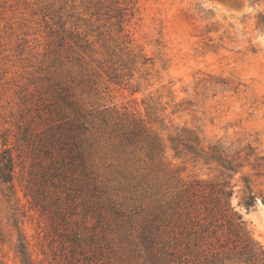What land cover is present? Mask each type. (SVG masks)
<instances>
[{
    "label": "rangeland",
    "instance_id": "rangeland-1",
    "mask_svg": "<svg viewBox=\"0 0 264 264\" xmlns=\"http://www.w3.org/2000/svg\"><path fill=\"white\" fill-rule=\"evenodd\" d=\"M260 15L264 0H0V264H242L245 236L264 250ZM68 120L84 173L46 154ZM182 129L243 166L176 152Z\"/></svg>",
    "mask_w": 264,
    "mask_h": 264
},
{
    "label": "trees",
    "instance_id": "trees-1",
    "mask_svg": "<svg viewBox=\"0 0 264 264\" xmlns=\"http://www.w3.org/2000/svg\"><path fill=\"white\" fill-rule=\"evenodd\" d=\"M257 25L264 26V16H259ZM82 129H84L82 123L78 124L68 120V122L66 121L59 126L60 132L57 135L52 134L51 145L46 154L54 156L52 165L55 167V172L67 175L68 170L73 167H80L81 172H85L84 158L81 150L82 141L79 138V132ZM170 142L171 147L178 153L184 151L195 159H202L205 163H216L222 169V173L226 177L229 176V178L236 174L239 168L243 166L238 161L241 158L240 154L236 157L230 156V146H225L219 141L205 146L202 139L193 130L182 129L181 133L170 138ZM248 148L251 150L250 146ZM251 154L252 151L245 153L247 157L251 156ZM13 163V157L9 149H3L0 152V183L7 184L9 189L12 188ZM244 182L247 194L243 196V205L248 209L254 205L257 196L253 193L251 184L247 180H244ZM228 184V181H223L219 190L220 194L226 197L232 195V189L225 190ZM236 219L239 220L238 224H244L240 215H236ZM70 241L77 244L79 236L74 233ZM23 248L22 243H20L19 251L23 261H26ZM234 254L242 264H264V250L261 246L253 243L247 236L244 237L242 244Z\"/></svg>",
    "mask_w": 264,
    "mask_h": 264
}]
</instances>
